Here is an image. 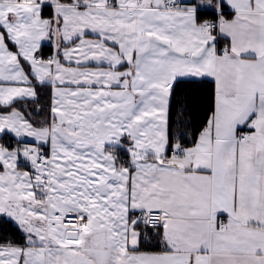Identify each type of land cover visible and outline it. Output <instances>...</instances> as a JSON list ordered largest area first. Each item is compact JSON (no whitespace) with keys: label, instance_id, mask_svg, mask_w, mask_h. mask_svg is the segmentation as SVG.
Listing matches in <instances>:
<instances>
[{"label":"snow or ice","instance_id":"snow-or-ice-1","mask_svg":"<svg viewBox=\"0 0 264 264\" xmlns=\"http://www.w3.org/2000/svg\"><path fill=\"white\" fill-rule=\"evenodd\" d=\"M0 264H264V0H0Z\"/></svg>","mask_w":264,"mask_h":264}]
</instances>
